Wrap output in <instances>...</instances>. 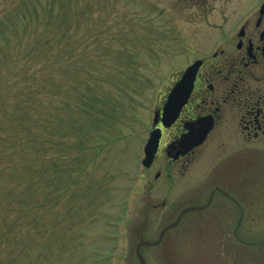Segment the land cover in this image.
<instances>
[{"label": "rangeland", "instance_id": "obj_1", "mask_svg": "<svg viewBox=\"0 0 264 264\" xmlns=\"http://www.w3.org/2000/svg\"><path fill=\"white\" fill-rule=\"evenodd\" d=\"M222 1L0 0V264L264 259L263 208L250 233L221 232L209 151L171 185L140 176L182 36Z\"/></svg>", "mask_w": 264, "mask_h": 264}, {"label": "flooded vegetation", "instance_id": "obj_2", "mask_svg": "<svg viewBox=\"0 0 264 264\" xmlns=\"http://www.w3.org/2000/svg\"><path fill=\"white\" fill-rule=\"evenodd\" d=\"M237 1L218 2L213 17H202L194 34L182 36L183 68L157 111L162 113L170 90L197 64L194 87L171 126L158 117L150 127L160 129L161 138L142 174L153 177V184L164 178L171 185L177 173L183 175L209 151L216 179L210 193L213 216L229 235L249 229L244 221L251 208L264 209V0ZM200 128H210L206 139L187 150L186 138ZM241 244L226 242L227 258Z\"/></svg>", "mask_w": 264, "mask_h": 264}, {"label": "water", "instance_id": "obj_3", "mask_svg": "<svg viewBox=\"0 0 264 264\" xmlns=\"http://www.w3.org/2000/svg\"><path fill=\"white\" fill-rule=\"evenodd\" d=\"M196 69L191 67L188 69L185 77L180 81L171 92L168 102L164 110V123L166 125L172 123L178 116L180 109L186 103L189 93L193 87ZM170 122V123H168ZM209 128H200L194 130L193 133L186 139V145L189 147L195 146L203 142L208 134ZM160 139V131H154L146 145V159L144 164L150 166L152 159L157 152Z\"/></svg>", "mask_w": 264, "mask_h": 264}]
</instances>
